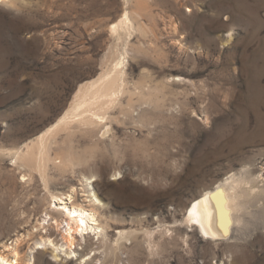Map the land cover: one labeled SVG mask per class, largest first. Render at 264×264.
I'll use <instances>...</instances> for the list:
<instances>
[{
	"label": "rangeland",
	"instance_id": "374dc122",
	"mask_svg": "<svg viewBox=\"0 0 264 264\" xmlns=\"http://www.w3.org/2000/svg\"><path fill=\"white\" fill-rule=\"evenodd\" d=\"M135 1L0 4V253L19 241L29 264L45 232L38 226L60 203L53 194L64 199L58 207L82 206L109 224L110 263L111 242L127 231L130 264H264V0H149L131 34H113ZM121 57L124 81L103 110L106 127L74 123L53 137L45 183L16 164L15 151ZM57 149L75 164L56 165ZM245 171L260 191L248 203L245 235L211 241L184 223L195 199ZM165 227L172 231L163 238ZM147 232L159 243L155 257ZM97 243L91 238L84 253ZM61 254L59 262L42 250L34 256L36 264H82Z\"/></svg>",
	"mask_w": 264,
	"mask_h": 264
},
{
	"label": "bare ground",
	"instance_id": "6f19581e",
	"mask_svg": "<svg viewBox=\"0 0 264 264\" xmlns=\"http://www.w3.org/2000/svg\"><path fill=\"white\" fill-rule=\"evenodd\" d=\"M127 2H131V0H127ZM9 3L10 0H0V4ZM149 8V0H136L134 10L126 9L121 19L113 23L112 33L118 36L122 32L131 34L132 30H135L136 19L141 15H146ZM186 10L192 11L189 7H186ZM181 38L184 36L181 35ZM125 66V58L121 57L97 81L81 87L71 107L60 116L56 124H52L42 135L31 143H27L25 152L23 150L15 151V163L24 164L32 171L38 172L45 183L47 164L51 161V139L61 132L69 131L74 123L86 127L90 132H96L103 126L107 120L103 110H107L118 97L124 81ZM104 126L106 127V125ZM109 133V128L101 131L102 137ZM74 158L57 149L54 161L58 166L73 165L75 164ZM89 179L91 178L89 177ZM255 183L257 181L248 171L232 174L217 188L206 192L189 205L184 216V223L190 228H196L205 239L211 241L240 239L242 234L245 235L244 231L241 233L244 227L242 225H245L246 216L250 213L246 210L248 203L251 204L250 199L260 192L254 190ZM52 197L60 203L55 204V207H52L50 212L48 211L49 213L47 212V218H44V222L38 226L45 229V232H40L38 241L31 248L29 264H36L34 253L40 250L56 262L65 259L61 254L64 253L69 258L78 256L81 258L82 264H130L128 253L124 251V248L127 247L124 242L131 239L129 232L120 231L115 242H111L116 254L115 262L110 263V255L106 250L108 247H112L109 244V224H102L96 211L88 213L82 206L60 208L58 206L63 204L64 199L53 194ZM68 198L72 199L71 196ZM248 217V220H251L250 216ZM171 231L165 227L157 233L165 238ZM246 234L248 233L246 232ZM95 236L99 243L90 246L91 252L86 257L84 251L89 248L90 239ZM146 236V248L150 256L155 257L159 254V243L155 239V232H147ZM170 236H173V232ZM83 244H85L84 247ZM6 251H8L7 254ZM6 251L0 253V264H21L24 261L19 252V241Z\"/></svg>",
	"mask_w": 264,
	"mask_h": 264
}]
</instances>
